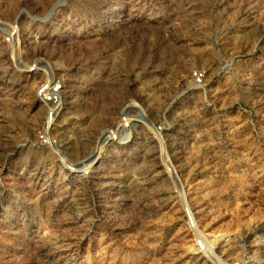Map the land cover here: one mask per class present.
<instances>
[{"label": "rangeland", "instance_id": "rangeland-1", "mask_svg": "<svg viewBox=\"0 0 264 264\" xmlns=\"http://www.w3.org/2000/svg\"><path fill=\"white\" fill-rule=\"evenodd\" d=\"M53 2L0 0V264H264V0Z\"/></svg>", "mask_w": 264, "mask_h": 264}, {"label": "built area", "instance_id": "built-area-1", "mask_svg": "<svg viewBox=\"0 0 264 264\" xmlns=\"http://www.w3.org/2000/svg\"><path fill=\"white\" fill-rule=\"evenodd\" d=\"M15 32L16 30H14L13 33H11V35L6 38V42L8 44L14 43ZM192 80L196 87L201 88L205 85L206 74L202 71L195 72L192 75ZM37 97L43 105L52 107L51 115L56 114V111H58V109L62 110L63 87L60 82L56 84L47 83L45 85H42L37 91ZM136 122L137 120L134 119L132 113L126 112L125 116L121 119L118 125L106 130L103 133L100 139L101 151L119 144L120 141L123 139L124 135L135 126ZM155 130L157 131V133H161L163 132L164 128L162 126H159L156 127ZM41 141L45 145L51 144L50 139H47L45 136L41 137ZM232 264L245 263H243L242 261H237Z\"/></svg>", "mask_w": 264, "mask_h": 264}, {"label": "clouds", "instance_id": "clouds-1", "mask_svg": "<svg viewBox=\"0 0 264 264\" xmlns=\"http://www.w3.org/2000/svg\"><path fill=\"white\" fill-rule=\"evenodd\" d=\"M63 4L64 0H54L52 5L44 12L33 14L26 9H22V13H25L28 16L29 20L33 23H48L52 19H54L55 15L63 6ZM225 67H228V65H225Z\"/></svg>", "mask_w": 264, "mask_h": 264}, {"label": "bare ground", "instance_id": "bare-ground-1", "mask_svg": "<svg viewBox=\"0 0 264 264\" xmlns=\"http://www.w3.org/2000/svg\"><path fill=\"white\" fill-rule=\"evenodd\" d=\"M88 144V143H87ZM87 144L85 142H83V148H84V151H87Z\"/></svg>", "mask_w": 264, "mask_h": 264}]
</instances>
